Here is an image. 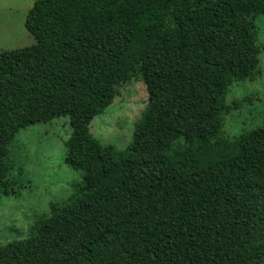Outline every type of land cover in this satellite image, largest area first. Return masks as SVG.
I'll use <instances>...</instances> for the list:
<instances>
[{"label": "trees", "instance_id": "16d2710c", "mask_svg": "<svg viewBox=\"0 0 264 264\" xmlns=\"http://www.w3.org/2000/svg\"><path fill=\"white\" fill-rule=\"evenodd\" d=\"M264 0H35V43L0 52V197L16 134L68 117L69 201L0 264H264V123L236 137V82L260 73ZM139 75L146 106L119 149L92 134L117 86Z\"/></svg>", "mask_w": 264, "mask_h": 264}, {"label": "rangeland", "instance_id": "374dc122", "mask_svg": "<svg viewBox=\"0 0 264 264\" xmlns=\"http://www.w3.org/2000/svg\"><path fill=\"white\" fill-rule=\"evenodd\" d=\"M35 0H0V52L31 46L33 36L24 26ZM257 43L264 45V15L256 21ZM260 73L254 80L236 82L226 102L237 101L238 109L224 118L223 132L233 138L264 123V49L259 54ZM147 101L139 75L117 86V94L90 125L102 144L124 149ZM71 132L68 117L55 118L20 130L9 146L8 180L12 192L0 197V244L29 236L33 225L50 214V203L62 206L74 194L82 173L64 163V142Z\"/></svg>", "mask_w": 264, "mask_h": 264}]
</instances>
